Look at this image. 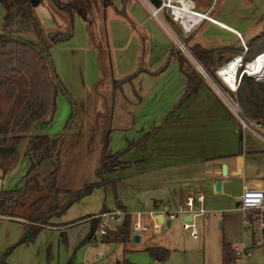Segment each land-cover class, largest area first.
Instances as JSON below:
<instances>
[{
  "label": "crops",
  "instance_id": "1",
  "mask_svg": "<svg viewBox=\"0 0 264 264\" xmlns=\"http://www.w3.org/2000/svg\"><path fill=\"white\" fill-rule=\"evenodd\" d=\"M110 1L112 6L105 8V25L109 38L104 50L109 53L112 75L104 82H108L112 87L111 80L116 73L113 51L122 54V60L131 47L133 55L123 59L125 67L132 64L126 74L133 72L136 68L142 72L131 83L123 84L114 92L113 118L107 151L109 154L114 153L110 149V142L115 138L117 142L123 143L121 148L124 149L156 127H160L157 132L121 158L123 164L114 172H130L131 174L125 177L123 194L118 197L116 207L141 213L142 222L147 224L151 223L147 216L148 213L156 212L164 206L169 210L182 208L187 197L202 195L204 210L221 212L226 215L223 222L225 238L221 239L218 249H213L207 259H205L203 244L193 249L180 246L176 241L171 244L170 239L173 238L174 232L170 229V225L165 238L157 241L154 236L158 235H146L144 240L141 236L135 243L131 230L129 243L133 242L134 245L126 248L129 243L125 246L119 244L122 247V259H116L112 264H222V242L225 241L231 248L235 247L228 235L230 224L226 228V222L236 217L239 227L240 217L236 215V203L240 200L243 187L248 185L264 190V129L258 128L262 133L260 134L247 130L248 128H242L241 120L235 119L236 114L230 113L205 83L197 94L189 96L174 110L168 120L161 124L177 104L186 87L187 81L180 71L176 56H172L166 70L159 73L169 54L176 49L164 35L160 23L150 14L148 15L151 5L147 0ZM190 1L194 5L185 3L183 0L182 5L194 12H206V17L191 28L193 31L199 30V27L203 25L202 30L197 34L199 39L203 37L210 39L211 32H208L207 28L214 26L231 34L235 40L243 41L244 33L252 27L251 23L263 21L260 15L264 11V0L225 1V8L220 10V14L232 12L234 24H225L219 19L212 18L210 16L213 11L212 4L204 7L199 0ZM47 2L55 13L66 14L56 9L49 1ZM37 6L32 9V15L35 14ZM78 17L85 23L80 16ZM63 23L65 26L56 25L54 32L56 31L55 33L61 36L71 35L68 23L66 21ZM185 36L190 38V43L194 41L190 35ZM93 38L96 41L94 34ZM193 43L200 44L199 42ZM99 45L101 46L100 43ZM101 49L104 51L102 46ZM153 49L161 54L155 61L150 59ZM101 78L99 73L97 81ZM111 90L112 88L108 91V95ZM223 165L226 167L225 176L221 175ZM4 177L0 179L1 184ZM106 178L108 179V175ZM218 181L221 183L219 192L215 190V183ZM234 203L235 208H233ZM99 213L90 214L78 222H65L60 218H55L51 221V225L39 234L41 236L49 231L58 232L59 238L65 241L66 230L80 223H89V234L92 227L91 217ZM184 220L187 218H182V221L177 223L181 229ZM8 222L18 224L23 230L20 220L14 219ZM132 224L133 222L131 228ZM40 236L34 246L24 251L27 254L26 257L30 258L31 264H44L45 257L47 264H53L55 261L57 264L60 260L59 243L49 244L48 241L44 243ZM86 237L82 241L83 244L88 243L85 242ZM149 247L167 250L169 252L167 259L163 262L154 261L144 252ZM124 250L127 251L125 255L129 252L143 255L142 257L132 255L124 259ZM67 254L68 264H95L98 260L97 257L91 263H87L86 258L77 259L74 256L71 258L68 250ZM103 261L104 264L111 263L106 256ZM10 264H19V262L11 259ZM238 264L243 263L239 261Z\"/></svg>",
  "mask_w": 264,
  "mask_h": 264
},
{
  "label": "trees",
  "instance_id": "2",
  "mask_svg": "<svg viewBox=\"0 0 264 264\" xmlns=\"http://www.w3.org/2000/svg\"><path fill=\"white\" fill-rule=\"evenodd\" d=\"M42 0H39L41 3ZM56 9L66 13L72 18L80 16L87 26L89 42L91 46L98 48L99 57L97 66L101 80L91 87L92 97L101 100L102 110L96 116L97 120L107 121L104 129L95 131L93 136L98 140L95 179L85 182L82 173L85 167V150L80 148L84 138L91 135L83 132V125L76 123L79 128L71 129L73 122L78 118L81 121L82 108L76 105L72 95L63 88L55 74L49 46L45 44L41 30L32 15L29 0H0L4 10L2 27L0 29V178L2 179L16 164L20 155L29 160V168L22 178L24 188L21 190L0 191V216L8 220H20L23 227V236L18 243L2 254L0 264H7L6 257L18 245H28L45 228L51 225V221L60 218L67 209L82 198L90 195L95 189L103 188L112 182L106 178L113 173L123 162L121 158L132 148L146 140L159 130V126L146 136L142 137L130 146L109 154L108 143L111 133V122L115 94L123 84L131 81L142 71L115 80L112 78V90L110 95L102 98L100 85L112 75V66L109 53H103L101 46L94 40L90 31L91 21L88 16L94 13L96 2H100L102 15V33L105 36L106 19L105 8L111 7L110 0H47ZM151 6L161 9L164 0H147ZM23 18L30 22L38 35V41H31L21 37L15 29V20ZM172 26L173 23L171 22ZM53 35H49L51 37ZM61 34L56 33L51 38V44L60 41ZM179 39L188 43L190 38L184 34ZM243 46L229 45L221 47L205 48L198 43H193L189 50L193 58L202 64L206 70L215 76V71L224 63L234 57L242 55L243 64L251 62L256 56L264 53V27L262 31L248 39ZM175 51V50H174ZM172 51L165 65L159 70L163 72L168 66L172 56L177 57L181 73L186 78L184 92L170 111L162 120L166 122L185 100L197 94L205 83L195 71L191 63L177 49ZM51 60V65L48 63ZM225 65V64H224ZM239 77L235 93L230 94L237 104L241 116L252 123L258 124L264 129V81H256L253 78L241 75ZM59 93L65 94L75 108V116H71L62 135L48 136L38 133L31 136L34 130H40L41 126L49 124L55 114L56 98ZM79 104L82 101H78ZM78 114V116H77ZM77 117V118H76ZM240 142V140H239ZM123 210V209H122ZM105 211V210H103ZM97 222L92 220V227L85 242L96 227ZM131 217L126 216L122 222L102 238V244L118 243L125 246L131 241ZM264 245V244H263ZM222 264H234L236 259L233 248L225 241L221 245ZM127 251L124 250V255ZM154 261L163 262L169 252L158 247H149L144 250ZM126 264V263H123Z\"/></svg>",
  "mask_w": 264,
  "mask_h": 264
},
{
  "label": "rangeland",
  "instance_id": "3",
  "mask_svg": "<svg viewBox=\"0 0 264 264\" xmlns=\"http://www.w3.org/2000/svg\"><path fill=\"white\" fill-rule=\"evenodd\" d=\"M183 1L185 3L188 2V4L194 5L190 0ZM199 1L203 3L204 7H208L212 4L213 11L210 14L212 18L219 19L225 24H234V22L232 21L234 20V15L232 12L226 13L224 15L220 14V10L225 8L226 4L224 5V3L227 0ZM164 2L165 5L161 7V9L159 10V15L155 19L160 23L163 32L165 33L164 35L167 37V39H169L173 48L177 49L178 42H181L186 45L190 55L192 54L189 50V47L193 44V42H199L200 45L205 48H212L216 46L221 47L225 45L239 46V44H245L248 39L258 35L264 27L263 11V13L260 15L261 17H263V21L259 20V22H252V27H250L248 30L250 32L247 31L246 33H244L243 41L235 40L231 34L214 26H210L207 28V31L211 32V34L209 35L210 39L208 37L199 39L197 37V34L202 30L203 25L199 27V30H191L193 25L189 27V30H185L184 26H182L183 24L180 23L181 20H175V16L172 14L171 9L167 6L170 5L174 7H180V4L176 0H164ZM99 3L100 2L98 1L96 2L97 5L94 8L95 12L89 15L88 19L89 21H91V33L94 34L97 43H100L104 50L106 49V42L108 41L109 36L107 35V30L105 31V36L103 35L101 30L104 23L102 21L103 18L100 13ZM149 10L151 12L150 6ZM150 12L148 13V15L150 14ZM3 15L4 10L0 3V29L2 27ZM33 15H35L33 17L41 30V36L45 44L49 46V52L56 76L58 77L63 88L72 95V98L75 101L76 105L78 104V107L80 105L83 110L81 114L82 120L78 122V118L76 117L77 119L74 120L71 129L78 128L76 126V123H81L83 125V132L91 135L89 138H84V141L82 142V146L80 145V148L84 149L86 153L84 164L85 167L84 172L82 173V179L87 183L92 182L95 179L94 171L96 168L97 157L96 146L98 145V140L94 138L95 135L93 136V134L99 129H104V127H106L107 125L106 120L101 119L99 121V119L97 120L96 118L98 113H100L102 110L101 100L92 97V95H90L89 93L92 85L99 79L97 59L100 53L98 52V48L96 49L95 47L91 46L88 38L89 32L87 30V26L82 22L78 15H75L71 20L68 14H64L65 16L62 14H57L49 7V4L46 0L41 1V3L37 6V9H35V14ZM64 21L68 23V27L70 29L72 37L66 41H58L54 44H51V38L56 34V31L54 32L56 25L59 27H63L65 26V23H63ZM171 22L173 23V26ZM14 27L16 30H18V34L21 37L31 41H38V35L28 20L17 18L15 20ZM180 34L190 35L194 41H192L191 43H184L179 39ZM49 35L53 36L49 37ZM197 38L198 40H196ZM211 38H213L215 41L213 39L211 40ZM103 53L106 54L107 50H104ZM113 54L116 68V73H114L113 75V78L115 80L123 79L134 72L140 71L139 68H136L133 72L126 74L132 67V64L127 67L124 66L126 65L124 63V60L133 55L131 47L125 53L126 55L123 58L124 60H121L122 54L120 55L119 52L113 51ZM160 55L161 54H159V51H154L153 49L150 55L151 61L157 60L156 58ZM168 62H170V60ZM224 64L222 66H224ZM200 65L204 69H206L202 64ZM120 67L122 69H120ZM205 84L209 87L211 92L216 97H218L220 102L226 107V109L229 110L230 113L236 114L235 119L237 121L238 119L240 120V111L233 106L231 101H233L234 103L235 101L232 98L230 92L227 90L226 86L221 82V80L216 76L211 75L210 80L208 82H205ZM110 89L111 87L108 82H103L100 85L99 93L102 94V98H106L108 96V91ZM78 101L82 102L79 104ZM71 113L72 105L70 104L68 97L63 93H59L56 98V110L54 117L49 124L41 126V129H44V132L50 135H57L61 133L66 127ZM244 121L246 122V120ZM115 139L110 142V149L114 153L120 151L123 145L122 142H117V140ZM28 168V159L24 155H20L12 170L9 171V173L2 180L3 190H19L21 188L22 178L26 174ZM130 174V172H113L109 174L108 180L112 182L111 184L103 188L95 189L90 195L73 204L69 209L66 210L64 215L60 217L61 221L78 222L82 218H85L90 214L99 213L103 209L113 210L117 208L116 201L118 200V197L123 194V184L125 182V177ZM233 208H235V203L233 204ZM236 210V215L240 217L239 227L237 225L238 220L235 217L230 218V220L226 222V228L229 227L228 224H230L228 235L232 239L233 246L247 249V255L245 254L240 261H242L243 264H264V245H253L254 240L258 238L252 237L251 232L244 228L243 215L237 208ZM126 212L131 216V223L134 222L135 215L138 212H130L127 210ZM205 212L206 213L204 215L196 217L193 220L197 233L196 239H192L187 231H183L180 226H177V223H180L182 221L181 217H177L171 222L170 229L174 232V235L170 240L171 244H173V241H176L178 245L180 244V246L182 245L183 247L185 246L186 248L192 249L203 244L205 246V259H207L209 253L211 255V251L213 249H218L221 239L225 238V227L223 225V222L226 215L221 212L206 210ZM149 224L150 223H147L145 225ZM89 227V223H80L68 228L65 233V241H62L59 238L58 232L49 231L47 232V234H43L41 236L39 234L28 245H18L14 249H12L6 257V263L10 264L11 259H15L17 260V262H19V264H31L30 258L26 257L27 254H25L26 252L24 251L27 248H31L32 246H34V244L39 241V236L42 240H44V243L46 241H48L49 244H57L56 242L59 243L60 260L57 264H68L69 259H67V250L70 251L69 257L72 258L74 256V258L77 259L81 257L82 259L86 258L87 263H91L93 260H95L99 253H102L104 257L106 256L111 262L110 264H112L116 259H122V247L119 244H83L82 241L88 234ZM167 230L168 229L165 226L162 227L160 235L154 236V239L156 241L158 239L163 240L165 238V235L167 234ZM23 234V230L18 224L8 222L7 218L0 216V258L2 254L7 252L8 249L18 243ZM145 236L146 235L142 236V240L145 239ZM11 240L13 241L9 243L8 241ZM133 245V242H131L126 245V248H129ZM132 255L142 257L141 255L143 254H134L132 252H129L125 255L124 259L130 258L132 257ZM23 259L24 261H22ZM44 264H47L46 257ZM53 264H56V261L55 263L53 262Z\"/></svg>",
  "mask_w": 264,
  "mask_h": 264
},
{
  "label": "built area",
  "instance_id": "4",
  "mask_svg": "<svg viewBox=\"0 0 264 264\" xmlns=\"http://www.w3.org/2000/svg\"><path fill=\"white\" fill-rule=\"evenodd\" d=\"M165 5L163 1L162 6ZM171 12L173 11L174 6L167 5ZM159 10L153 6H151L150 15L154 19L159 15ZM243 51H246L244 44ZM177 50L185 56V58L191 63L195 71L198 75L203 79L205 82L210 80L211 74L204 69L194 58L190 55L188 48L185 44L178 42ZM264 57V53L256 56L251 62L243 64L242 55L236 56L233 58L231 62H235L237 64L236 73H235V80H234V89H229L220 77V70L227 66L228 62L218 68L215 71V76L221 80V82L226 86L227 90L231 93H235L239 81V77L237 76L238 71L241 69V75H245L247 77L253 78L256 81H264V76H259L254 73V65L258 59ZM233 106L239 110L236 103L231 101ZM241 120V124L243 128H248V130H252L254 132L260 133L261 128L260 125L247 121L243 119L241 115L239 116ZM246 120V122L244 121ZM244 130V129H243ZM262 134V133H260ZM203 203V196L197 195L196 197H187L184 201V206L182 208H178L175 210H169L167 207H161L160 210L156 212H150L147 214L148 218L150 219L151 223L149 225H145L142 223V214L137 213L135 215V221L132 224V235H137L139 237L143 235H159L161 228L164 227L165 221L172 222L177 217L185 218L188 217L190 220H184L182 222V230L187 231L192 239L197 238V233L195 230V226L193 223L194 218L204 215L206 212L202 206ZM237 209L243 215V224L244 228L251 232L252 237H257L258 239L254 240L253 245L261 246L264 244V190L250 187L245 185L243 187V191L238 202ZM130 216L125 210L115 208L113 210H105L100 212L97 215L91 217L92 220L97 222L95 229L93 230L90 240L88 244L95 245L96 243H101L102 238L105 237L109 231L113 230L117 225H119L124 217ZM157 216L162 217V223H159L157 220ZM131 217V216H130ZM233 252L235 256V263L241 260L244 255H247V249L241 247H233ZM98 260L95 264H104V255L102 253L98 254Z\"/></svg>",
  "mask_w": 264,
  "mask_h": 264
},
{
  "label": "bare ground",
  "instance_id": "5",
  "mask_svg": "<svg viewBox=\"0 0 264 264\" xmlns=\"http://www.w3.org/2000/svg\"><path fill=\"white\" fill-rule=\"evenodd\" d=\"M176 1L180 4V7L174 8L172 14L175 16V20H181V22H179L183 24L182 26H184L185 30H189L191 25L194 26L200 22L201 19L205 18L198 12L191 11L186 6L182 5V0ZM236 68L237 64L235 62H231L220 70V77L229 89H234ZM253 70L257 75L264 76V57L257 60Z\"/></svg>",
  "mask_w": 264,
  "mask_h": 264
},
{
  "label": "water",
  "instance_id": "6",
  "mask_svg": "<svg viewBox=\"0 0 264 264\" xmlns=\"http://www.w3.org/2000/svg\"><path fill=\"white\" fill-rule=\"evenodd\" d=\"M29 1H30L31 5H33V6H37L38 3H39V0H29ZM198 13H199L200 15H202L203 17H206V12H203V13L198 12ZM70 37H71L70 34H63V35L60 37V41H66V40H68ZM48 63H49L50 66L52 67V65H51V60H48ZM229 63H230V62H228L227 64H229ZM72 116H73V117L75 116V108H74V106H72ZM64 132H65V131L63 130L61 133H59V135H62ZM38 133H41V134H43V135H46V136H48L50 139H54V138H55L53 135H50V134H48V133H46V132H44V131H40V130H34V131L31 133V136H36ZM221 175H222V176H225V175H226V167H225L224 165L221 167ZM220 184H221V183H220L219 181L215 183V190H216L217 192L220 191ZM1 188H2V184H1V182H0V191H1ZM23 188H24V183L21 184V190H22ZM238 204H239V203H236V207L238 206ZM186 218H187V220H190L188 217H186ZM157 220H158L159 223H162V217H161V216H157ZM170 225H171V222H170V221H165L164 226H165L166 228H169ZM133 241H134L135 243H137V242L139 241V236L134 235V236H133Z\"/></svg>",
  "mask_w": 264,
  "mask_h": 264
}]
</instances>
